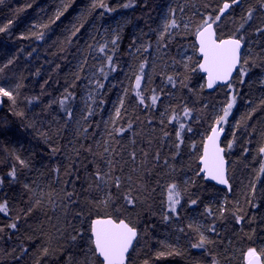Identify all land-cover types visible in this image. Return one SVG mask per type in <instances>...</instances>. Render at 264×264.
<instances>
[{
    "label": "trees",
    "instance_id": "trees-1",
    "mask_svg": "<svg viewBox=\"0 0 264 264\" xmlns=\"http://www.w3.org/2000/svg\"><path fill=\"white\" fill-rule=\"evenodd\" d=\"M190 1L184 14L193 26L179 33L181 40L164 37L160 44L170 48V54L164 67L154 65L151 77L149 55L159 45L154 34L143 33L156 28L153 19L164 0H0V27L8 25L0 32V78L16 86L15 103L5 97L0 108V203L8 206L7 213L0 212V264H85L88 223L106 215H119L139 228L132 264H246L248 248L264 249V154L259 152L264 147V32L257 31L264 28V0H240L221 18L219 36L243 37L246 43L243 59L248 64L242 66L247 75L236 73L232 82L213 92L206 85L196 86L197 77L175 52L179 45L196 41V27L209 13L216 15L224 0ZM101 2L105 8L99 7ZM249 10L251 20L246 19ZM59 12L63 15L56 19ZM122 13L131 16L127 26L111 44L104 43L99 37L102 25L113 27ZM75 28L79 31L73 35ZM95 51L104 54L107 67L103 87L90 96L85 90ZM145 61L136 89L135 77ZM198 77L204 75L198 72ZM111 82L113 89L108 88ZM116 90L121 97L126 94L116 129L132 127L109 134L107 112L114 99L121 98ZM137 91L145 97L144 104ZM153 94L158 96L155 106ZM233 96L236 102L223 140L232 189L208 181L202 173L187 185L185 173L199 167V145L214 124V111ZM185 109L193 111L190 118ZM84 113L87 123L80 128L78 116ZM172 115L177 119L169 123ZM232 121L236 128L230 127ZM181 123L183 143L176 135ZM13 168L15 179L8 175ZM97 171L111 173L103 190L96 188ZM116 177L122 181L119 190L112 187ZM170 183L181 192L175 224L164 218ZM129 185L140 201L134 208L123 199ZM137 186L140 191H135ZM105 192L114 200L109 206L100 203ZM237 216L243 217L239 223ZM14 222L17 227L12 229ZM200 233L211 243L193 248Z\"/></svg>",
    "mask_w": 264,
    "mask_h": 264
},
{
    "label": "snow or ice",
    "instance_id": "snow-or-ice-1",
    "mask_svg": "<svg viewBox=\"0 0 264 264\" xmlns=\"http://www.w3.org/2000/svg\"><path fill=\"white\" fill-rule=\"evenodd\" d=\"M240 0H224L222 3V7H219L216 12V15H212L209 13L206 17L202 19V22L196 27L194 35L196 37V45H194V51L199 53V60L196 62L195 66L191 68L192 71H200L206 74V87L211 89L213 88L217 82H224L227 83L230 79H232L233 72H237V75L240 77L247 75V69H245L242 65H247L248 60H242V39L243 37L237 38L235 35L230 37H223L218 36V29L219 24L221 22V18L225 15V13L233 7L235 4H239ZM96 6L95 4L93 5ZM125 7H130V4L124 5ZM99 7L105 8L102 2L99 4ZM66 10V9H65ZM63 15V12H59L56 15V19ZM253 16L252 10H249L247 13V20H251ZM55 22V21H53ZM44 27H47L45 25ZM82 27V25H81ZM176 21L173 19L170 24H166L165 30L161 34V40L164 39L166 35H168L167 29L168 28H177ZM187 27V25H185ZM243 28V24L240 25ZM8 25L4 27H0V32L6 31ZM79 31V28H75L73 35ZM259 32H264V28L257 29ZM40 39L43 38V34H41ZM115 43V41H113ZM103 51V49H101ZM147 51V49H145ZM111 58L109 57V60ZM191 60V57L188 58ZM12 61H9L11 63ZM147 61L140 65V75H136L135 77V88L140 89L141 81L143 79V72L146 66ZM239 66V67H238ZM185 69L189 68L188 64L184 65ZM2 71V69H0ZM103 71V70H101ZM169 82L173 81V77H168ZM241 82L243 80L241 79ZM185 87L187 85H184ZM103 87V85H100ZM231 87V85H229ZM155 92V90H153ZM136 95L140 97L139 103L144 104L145 97L137 91ZM6 97L8 100L15 103V96L13 95L12 91L8 90L4 86H0V98ZM158 101V96L153 94L151 96V104L155 106ZM236 102V97L233 96L231 101L227 104L226 107L222 109V115L219 116L218 119L215 121V126L210 128L211 134L206 137L205 143L203 144V153L199 157L200 164L202 168L200 169L201 172L205 173L206 178L216 181L221 185L229 186V181L227 178V168H226V161L223 156L224 149L219 145V137L220 134L223 132V128L220 127L223 123L227 122V118L230 115L233 106ZM261 105H264V99L260 101ZM121 107L123 106V101H120ZM255 111V109H253ZM91 114V113H89ZM17 115H23V113H17ZM70 115V113H69ZM116 117L120 116L119 109L116 110L115 113ZM184 115L189 116L190 112L188 109L184 110ZM250 118V117H249ZM177 117L172 115L169 120L171 123L173 120H176ZM163 123V121H161ZM132 125H128V129H131ZM128 129L119 128L116 131L119 134H122L124 131ZM185 125L183 123L180 124V131L177 132V139L179 143H183L181 133L184 131ZM188 131H192L191 127L189 126ZM167 135V133H165ZM179 143L177 144V148H179ZM194 147V146H193ZM227 147L231 149L232 145L228 144ZM55 151V149H53ZM107 151V149H106ZM261 154H264V147L259 149ZM132 160H136V153L133 152L131 154ZM159 157L157 156V159ZM21 165L24 167H28V164L20 159V157H16ZM58 171V169H57ZM260 171L264 173V165L261 166ZM199 174V172L197 173ZM13 179L16 178V170L15 168L8 174ZM111 173L101 174L99 171L95 174V179L100 183L96 184V188L103 190L108 187V180L106 177H110ZM129 181L131 177L127 178ZM0 183H3L0 180ZM121 179L120 177H116L112 180V187L116 189H120L121 187ZM25 188H28V185H25ZM146 190V189H145ZM135 191H140L139 186L135 188ZM70 197L73 193L68 194ZM180 197L181 192L178 189L175 183L171 184L167 188V203L169 210L171 212H176V206L180 204ZM125 206L134 208L136 204H138L139 197L133 195V188L129 185L128 192L123 196ZM39 203V201H37ZM100 203L104 206H109L110 204L114 203L113 197L109 192H105L103 199L100 200ZM192 204H195L196 201L192 200ZM31 211V209H29ZM211 213V209L208 210ZM0 212L7 213L8 206L7 203H0ZM222 214V210H221ZM168 219L167 216L164 217ZM243 217L237 216L236 220L239 223ZM10 228L15 229L17 224L14 222L9 225ZM191 227V225L189 226ZM88 232L90 233L86 243L87 248L84 250V254L86 257L85 264H88L87 258L89 254L92 258H98L99 264H132V256L131 253L135 251L133 248V242L137 240L138 232L137 228L133 226L130 222H126L125 219L120 218L119 215L112 216H96L95 218L91 219L88 223ZM199 232V229H195ZM211 231H215V228H211ZM0 231H3L0 228ZM77 235H82L81 233H77ZM73 240L77 239V236L72 237ZM211 243L210 240L203 234L200 233L199 242L192 245L193 248H204L205 244ZM45 253H47V249H45ZM162 255V254H161ZM246 264H264V249H261L260 253H257L256 248H248L245 253ZM213 264H218V262H213Z\"/></svg>",
    "mask_w": 264,
    "mask_h": 264
},
{
    "label": "rangeland",
    "instance_id": "rangeland-1",
    "mask_svg": "<svg viewBox=\"0 0 264 264\" xmlns=\"http://www.w3.org/2000/svg\"><path fill=\"white\" fill-rule=\"evenodd\" d=\"M190 4H191L190 0H164V3L159 5V15L153 19V25L156 26V28L154 30L150 29L148 32L143 33L146 36H150V35L154 34L156 36V38H155L156 44L159 45V46L155 47L153 49V51L151 52V54L149 55V61L150 62H149V69L148 70H149V75L151 77L155 75L154 65L159 66L160 64H162L164 67L165 64H163V62L165 61V57L168 54H170V48H168L165 45L162 47V45L160 44V42L164 40V39L161 40V34L165 30L166 24H170L173 19L176 21V23H177V25H179V27L168 28L167 32H168V36L170 38H175V39L178 38V40L182 39V37H181L182 34H179L181 31H187L193 26V22L191 21V18H189L188 15L184 14L185 13L184 10L186 8L191 7ZM196 13H198V11H196ZM130 17L131 16L128 15L127 13H122L121 15H119L118 19L113 23V27L107 26L106 23L104 25H102L101 33L99 36V37H101L100 39L104 43L107 42L108 44H111V42H112L111 39H115L117 37V35L121 34V27L127 26L128 20H130ZM185 25H187V27H185ZM194 45H196V42H192V41L186 42L182 45H179L180 47H179L178 51L175 52L178 55L179 60L183 66L185 64H188L189 68H192L195 66L196 62L198 61V58L196 56H199V55H198V52L194 51ZM134 55H135V53L131 54V56H133V57H134ZM189 57H191V60L188 59ZM92 61H93V67H91L90 70L88 71V73H89L88 78H87L88 82H87V88L85 90L90 96L97 95V93L100 92V85H102L101 79H102V77H103L102 75L104 73L103 71H105V69L107 67V62L105 60L104 54H99L98 51L94 52V54L92 56ZM173 61L175 62V65L173 68L176 69V71H177L178 65H176V60H173ZM101 70H103V71H101ZM198 72L200 74H202L198 70L192 71L194 76L197 77V79H194V80H198V82H196L197 83L196 86L201 88L202 86L206 85V79H205V76L203 78L202 77L199 78ZM149 79L147 78L146 82H149ZM163 83H164V81H162V79H161L159 84L164 85ZM0 86L6 87L8 90L12 91V93L14 92V89L16 88L15 85L8 82V80H3L2 78H0ZM113 87H114V83L111 82V84L108 85V88L113 89ZM116 93L119 95L121 94V92L119 90H116ZM125 95H126L125 93H124L123 97H121V95H120L121 98L118 100L114 99V101L111 103V105H112L111 108H109V111L107 112V116H106V118H107L106 119L107 129L106 130L109 134L112 131H115V129L118 125V120L120 118L116 117L115 113H116L117 109H119V111L121 113V110L123 109L124 106L121 107L120 101L121 100L124 101ZM86 101H88V100H86ZM228 103H229V101L227 103H225L224 106L220 105L218 107V109L214 111V113H213V114H215L214 123H215L216 119H218L219 116L222 115V109L224 107H226ZM167 107H168V102L166 103V107L163 109V113L165 116L168 115L169 109ZM192 113H193V111L190 110V115L188 116L189 118H190V116H192L191 115ZM231 115H232V113H230L228 118ZM228 118H227V120H228ZM78 122H79V127L84 128V125H86V123H87L86 113L78 116ZM226 123L222 124V128L225 130V132L227 131ZM230 125H231L230 126L231 128H236L237 122L232 121L230 123ZM206 135H204L203 144L205 142ZM201 136H202V134H201ZM203 144L199 145L201 150L199 151L200 154L198 153L199 154V156H197L198 159L203 153ZM107 145H108L107 146L108 150H110L111 142H108ZM108 150L106 151V153H109ZM198 159H197V161H199ZM200 169H201V165H200V161H199V167L194 166L191 171H187L185 173V183L187 185L192 183L195 180V177L197 175H201ZM198 172H199V174H197ZM106 179H108V177H106ZM171 184L172 183H170V185ZM224 201H225V198L223 199V202ZM166 203H167V201H166ZM165 209H167L166 213H167L168 219L170 220L171 224H175L177 222V220L174 218L173 212H171L169 210L168 203L166 204ZM176 210H177V208H176ZM200 225L202 226L201 223H200ZM167 242H169L168 239H167ZM256 250H257V248H256ZM260 252L261 251L257 250V253H260ZM88 259H90L91 264L96 262V258H92L90 254H89ZM245 262H246V259H245Z\"/></svg>",
    "mask_w": 264,
    "mask_h": 264
},
{
    "label": "water",
    "instance_id": "water-1",
    "mask_svg": "<svg viewBox=\"0 0 264 264\" xmlns=\"http://www.w3.org/2000/svg\"><path fill=\"white\" fill-rule=\"evenodd\" d=\"M217 34H218V36H219V32H218ZM225 38H227V37H225ZM237 38H238V37H237ZM195 42L197 43V41H195ZM245 48H246V43H244V42L242 41V48H241L242 60H243V56H244L243 53H244V51H245ZM198 55H199V53H198ZM238 67H239V66H238ZM201 73H202V72H201ZM236 73H237V72H235V71L233 72L232 79H230L227 83H224V82H217V84H216L213 88H211V89H209V88L206 87L207 90L210 91V92H213L216 88H218V87H220V86H224V85H226V84H229L230 82L233 81V79H234ZM202 75H204V76H205V79L207 80L206 74L202 73ZM4 103H5V97L0 98V108L4 105ZM214 126H215V124H214ZM220 127H222V125H220ZM210 134H211V132L208 133V135H210ZM208 135H207V136H208ZM224 135H225V130L223 129V132L220 134V137H219V145H220L221 148L224 149L223 156H224V159H225V161H226L227 178H228V181H229V185H230V187H229V186H226V185H221V184L217 183L216 181L210 180V179L206 178L205 173H203V172H201V171H200V172L202 173V175H204V177H205L208 181H210V182H212V183H215V184H218L219 186H221V187H223V188H226L227 190H231V189H232V183L230 182L229 171H228V168H229V160L226 158V148H224V145H223V140H224V138H225ZM207 136H206V137H207ZM205 140H206V139H205ZM204 143H205V142H204ZM200 165H201V164H200ZM201 168H202V165H201ZM125 221L128 222L126 219H125ZM137 232H138V237H137V240H138L139 235H140V233H139V228H138V227H137ZM137 240L133 242V248H135L136 243H137ZM144 264H149V263H144Z\"/></svg>",
    "mask_w": 264,
    "mask_h": 264
},
{
    "label": "bare ground",
    "instance_id": "bare-ground-1",
    "mask_svg": "<svg viewBox=\"0 0 264 264\" xmlns=\"http://www.w3.org/2000/svg\"><path fill=\"white\" fill-rule=\"evenodd\" d=\"M10 88H11V87H10ZM8 103H9V102H8ZM214 124H215V123H214ZM214 124H213V126H214ZM213 126H212V127H213ZM209 132H210V130H209ZM209 132H208V133H209ZM207 135H208V134H207ZM207 135H206V136H207Z\"/></svg>",
    "mask_w": 264,
    "mask_h": 264
}]
</instances>
